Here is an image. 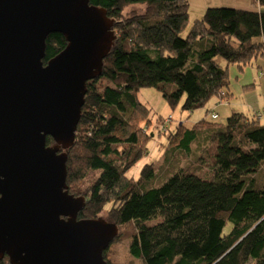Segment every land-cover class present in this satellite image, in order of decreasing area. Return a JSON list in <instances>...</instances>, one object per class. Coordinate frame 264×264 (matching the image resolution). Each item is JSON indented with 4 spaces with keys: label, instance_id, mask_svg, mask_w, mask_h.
<instances>
[{
    "label": "trees",
    "instance_id": "1",
    "mask_svg": "<svg viewBox=\"0 0 264 264\" xmlns=\"http://www.w3.org/2000/svg\"><path fill=\"white\" fill-rule=\"evenodd\" d=\"M248 1L264 6V0ZM89 4L114 20L116 39L101 74L86 83L74 143L66 151L68 194L85 199L77 220L102 218L109 205L108 216L118 228L112 242L130 240L129 255L142 264H264V186L253 185L264 162V122L234 112L225 124L202 118L191 129L178 125L174 133L168 131L179 136V153L188 154L198 139L208 144L194 161L197 170L173 169L158 186H143L154 176L152 163L142 167L137 180L126 177L146 154L151 134H141L136 126L137 120L150 122V109L137 97L140 90H156L171 108L183 99L181 110L188 117L213 97L229 99L223 95L229 67L242 71L257 59L264 61V13L208 8L183 38L187 0ZM133 5L146 10L123 17V8ZM66 44L63 35H49L44 64ZM168 123L160 122L159 130L165 132ZM52 144L48 137L47 145ZM203 166L211 178L197 175ZM227 222L231 229L224 233ZM108 251L103 259L116 264Z\"/></svg>",
    "mask_w": 264,
    "mask_h": 264
},
{
    "label": "water",
    "instance_id": "2",
    "mask_svg": "<svg viewBox=\"0 0 264 264\" xmlns=\"http://www.w3.org/2000/svg\"><path fill=\"white\" fill-rule=\"evenodd\" d=\"M113 23L89 0H0V260L8 264H107L102 253L118 228L77 220L85 199L68 194L66 151L86 83L116 39ZM54 33L67 44L44 64Z\"/></svg>",
    "mask_w": 264,
    "mask_h": 264
},
{
    "label": "rangeland",
    "instance_id": "3",
    "mask_svg": "<svg viewBox=\"0 0 264 264\" xmlns=\"http://www.w3.org/2000/svg\"><path fill=\"white\" fill-rule=\"evenodd\" d=\"M188 2V25L186 30L181 34L184 38L193 21L201 19L204 12L208 8H233L239 10H256L264 13V6H253L248 0H187ZM146 8L144 5L125 6L122 10L123 17H129V14L140 13L143 14ZM217 62L223 67L225 62L218 59ZM229 86L223 92V95H229V99L220 101L218 98H211L203 109H199L191 116L182 112L181 105L183 99L171 108L161 95L154 89H141L137 97L141 104L150 109V122H145L144 119L137 120L136 126L139 127L141 134L149 137L147 144V152L144 157L139 160L127 173L126 177L130 180H137L139 178L142 167L146 164H153L155 170L154 176L145 181L143 186L161 185L162 182L178 168H188L190 170H197L195 160H198L203 155L204 149L207 147V142L198 139L197 142L190 145L188 154L179 153L176 150L175 144L179 136L175 138L174 128L182 121L185 129H191L195 121L206 118L212 123L225 124L227 118L234 112L246 114L248 120L264 122V61L257 59L249 66L239 71L235 66L228 69ZM251 84V85H250ZM207 114V115H205ZM211 114H215L217 118L212 120ZM256 115V117L254 116ZM260 116V117H259ZM171 117L172 121L166 125L165 132L159 130V124L164 119ZM182 127H179L181 132ZM173 130L172 133H170ZM204 136V133H203ZM147 138V137H146ZM148 139V138H147ZM47 144V143H46ZM51 146V145H47ZM200 178H211L212 174L206 167H202L197 172ZM254 188L260 189L264 186V162L259 171L253 176ZM109 205L105 207L102 212V219L113 222L108 212ZM152 224V223H148ZM231 223L227 222L224 228V233L229 232ZM130 240L121 239L112 242L109 247L108 255L110 259L114 260L116 264H142L139 260L132 259L129 255Z\"/></svg>",
    "mask_w": 264,
    "mask_h": 264
},
{
    "label": "clouds",
    "instance_id": "4",
    "mask_svg": "<svg viewBox=\"0 0 264 264\" xmlns=\"http://www.w3.org/2000/svg\"><path fill=\"white\" fill-rule=\"evenodd\" d=\"M211 118H212V116H211ZM172 121V118L171 117H169V118H167V119H164L163 120V123L164 122H171ZM159 129H161V125H159ZM48 138V137H47ZM46 142H47V140H46ZM54 145V142H53V144L51 145V146H53Z\"/></svg>",
    "mask_w": 264,
    "mask_h": 264
},
{
    "label": "crops",
    "instance_id": "5",
    "mask_svg": "<svg viewBox=\"0 0 264 264\" xmlns=\"http://www.w3.org/2000/svg\"><path fill=\"white\" fill-rule=\"evenodd\" d=\"M250 85H251V84H250ZM192 114H193V113H192ZM192 114H191V115H192ZM191 115H190V116H191ZM188 119H189V117H188ZM200 119H202V117H201ZM200 119H199V120H200ZM184 122H185V121H182V122L178 123V124H179V126H181V125H184ZM196 122H197V121H195V122H192V123L194 124V123H196Z\"/></svg>",
    "mask_w": 264,
    "mask_h": 264
},
{
    "label": "built area",
    "instance_id": "6",
    "mask_svg": "<svg viewBox=\"0 0 264 264\" xmlns=\"http://www.w3.org/2000/svg\"><path fill=\"white\" fill-rule=\"evenodd\" d=\"M214 116H212V118H213Z\"/></svg>",
    "mask_w": 264,
    "mask_h": 264
},
{
    "label": "bare ground",
    "instance_id": "7",
    "mask_svg": "<svg viewBox=\"0 0 264 264\" xmlns=\"http://www.w3.org/2000/svg\"><path fill=\"white\" fill-rule=\"evenodd\" d=\"M81 115V114H80Z\"/></svg>",
    "mask_w": 264,
    "mask_h": 264
}]
</instances>
